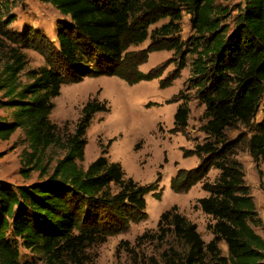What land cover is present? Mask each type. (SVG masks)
<instances>
[{
  "label": "trees",
  "instance_id": "trees-1",
  "mask_svg": "<svg viewBox=\"0 0 264 264\" xmlns=\"http://www.w3.org/2000/svg\"><path fill=\"white\" fill-rule=\"evenodd\" d=\"M20 1L0 0V109L11 110L7 122L0 120V141L19 132L25 145L19 173L24 180L33 173L37 177L26 186L0 183V264H21L12 241L39 255L38 262L28 264H83L87 247L146 220L144 197L156 191L155 183L136 184L102 156L85 169L78 165L84 158L85 132L95 114L109 112L106 103L87 101L65 137L49 116L63 85L100 76L129 86L158 78L138 68L150 53H182L187 44L173 38L182 13L189 16L188 49L195 55L189 87L205 107L200 131L208 142L182 151V158L194 156L198 165L178 170L169 188L185 194L201 185L205 196L197 204L209 220L205 231L212 238L205 243L196 226L172 207L159 216L155 234L162 239L168 231L183 251L164 264H264V241L250 227L257 217L255 206L233 158L234 143L226 137L227 129L251 126L264 96V0H244L230 34L224 23L228 9L217 6L227 0H38L68 20L57 24L56 47L38 30H9L15 21L11 10ZM160 19L168 23L148 34ZM147 39L146 49L128 51ZM25 50L39 55L44 66L25 71ZM188 114L184 102L177 106L173 132L187 127ZM246 149L254 162H264V109ZM210 169L219 172L212 183L207 182Z\"/></svg>",
  "mask_w": 264,
  "mask_h": 264
},
{
  "label": "rangeland",
  "instance_id": "rangeland-1",
  "mask_svg": "<svg viewBox=\"0 0 264 264\" xmlns=\"http://www.w3.org/2000/svg\"><path fill=\"white\" fill-rule=\"evenodd\" d=\"M243 3L244 0L217 3V6L228 9L224 20L229 25L228 34L231 33L237 10ZM11 14L15 16V21L8 26L9 30H38L55 47L58 22H68L50 5L38 0H21L11 10ZM167 23L168 19L158 20L148 28V34ZM191 36L189 16L182 13L179 32L173 38L187 44L186 48L180 54H174L173 51L150 53L147 62L138 68L144 74L156 73L158 78L132 86L114 77L85 78L80 83L63 85L59 96L53 100L54 107L49 119L62 137L73 132L87 101L96 99L106 103L109 109L106 114L98 113L92 117L85 132L84 158L78 162L80 168L85 169L102 156L108 162L117 163L125 177L136 184L149 186L155 183L156 188V191L144 197L146 220L131 224L126 232L109 237L102 244L87 247L83 264H164L167 257H180L183 251L180 242L174 240L168 231L162 239L157 238L159 233L155 234L159 216L172 207L196 226L197 233L205 243L212 238L205 231L209 220L201 213L197 204L205 196L201 185H195L185 194H175L169 188V181L178 170L188 171L198 165L194 156L182 158V151H190L194 145L208 142L200 131L205 123V107L189 87L190 66L195 59V55L188 49ZM150 43L147 39L128 51L144 50ZM182 54L184 66L180 59ZM24 55L27 61L25 71L44 66L43 59L36 53L25 50ZM21 81L25 82L22 75ZM182 102L189 110L187 127L180 132H173V114ZM263 109L264 96L251 126L244 128L237 125L227 129L226 137L228 142L234 143L231 152L241 166L243 182L249 189L255 206L257 217L250 227L264 241V162H254L246 149V142L262 120ZM10 115L11 110L0 109V120L7 122ZM22 138L17 132L8 141H0V183L17 187L36 181L37 174L33 173L29 180H24L19 173L20 156L25 147ZM51 153L55 157L61 154L54 150ZM218 174L217 170L210 169L207 182L212 183ZM8 239L12 241L9 235ZM12 242L21 264L38 262V254L23 249L17 241ZM218 247L222 256L226 257L224 244L219 242Z\"/></svg>",
  "mask_w": 264,
  "mask_h": 264
},
{
  "label": "crops",
  "instance_id": "crops-1",
  "mask_svg": "<svg viewBox=\"0 0 264 264\" xmlns=\"http://www.w3.org/2000/svg\"><path fill=\"white\" fill-rule=\"evenodd\" d=\"M176 110V109H175ZM175 113V112H174ZM174 115V114H173ZM173 124V123H172ZM197 159V158H196Z\"/></svg>",
  "mask_w": 264,
  "mask_h": 264
}]
</instances>
